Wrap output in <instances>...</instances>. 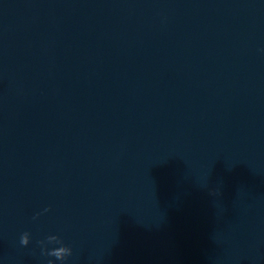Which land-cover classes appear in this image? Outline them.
<instances>
[{
	"label": "water",
	"instance_id": "obj_1",
	"mask_svg": "<svg viewBox=\"0 0 264 264\" xmlns=\"http://www.w3.org/2000/svg\"><path fill=\"white\" fill-rule=\"evenodd\" d=\"M0 264H264V0H0Z\"/></svg>",
	"mask_w": 264,
	"mask_h": 264
},
{
	"label": "clouds",
	"instance_id": "obj_2",
	"mask_svg": "<svg viewBox=\"0 0 264 264\" xmlns=\"http://www.w3.org/2000/svg\"><path fill=\"white\" fill-rule=\"evenodd\" d=\"M26 240H22V243H26ZM63 252V249H54L52 255H55L57 259L61 258V253Z\"/></svg>",
	"mask_w": 264,
	"mask_h": 264
}]
</instances>
